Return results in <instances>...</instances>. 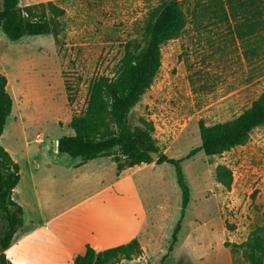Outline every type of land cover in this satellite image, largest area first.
Listing matches in <instances>:
<instances>
[{"label":"rangeland","instance_id":"obj_1","mask_svg":"<svg viewBox=\"0 0 264 264\" xmlns=\"http://www.w3.org/2000/svg\"><path fill=\"white\" fill-rule=\"evenodd\" d=\"M47 1L64 10L55 33L11 41L0 30V73L13 101L0 145L19 165L12 198L23 210L9 260L71 264L87 244L98 251L136 238L140 256L116 264H159L164 254V264H250L244 242L257 227L264 234V125L220 154L184 157L200 144L199 121L231 119L264 92V0L251 6L257 12L233 0L231 16L226 0L208 8L213 0H178L185 26L161 45L157 73L128 114L131 126L151 128L158 154L184 158L182 217L172 164L152 158L117 170L111 157L80 164L53 146L72 134L91 82L115 74L125 44L142 42L146 21L170 0L18 4ZM217 165L230 170L229 187L217 181Z\"/></svg>","mask_w":264,"mask_h":264},{"label":"trees","instance_id":"obj_2","mask_svg":"<svg viewBox=\"0 0 264 264\" xmlns=\"http://www.w3.org/2000/svg\"><path fill=\"white\" fill-rule=\"evenodd\" d=\"M226 13L231 16L233 0H226ZM238 1V0H236ZM19 0H0V30L11 41L26 35L55 33L57 18L64 10L52 1L19 6ZM258 0H239L244 12H257L251 6ZM212 3V4H211ZM207 3V8L222 4V0ZM223 7V4H222ZM235 12V10H234ZM186 23L178 0H170L157 7L143 28V40L125 44L115 74L95 78L89 87L85 108L71 117L72 134L57 138L56 151L80 160V164L97 157H111L116 169L150 163L151 151L158 152L151 128L133 127L128 114L141 94L151 85L161 62V45L181 31ZM12 97L7 90V78L0 73V136L12 110ZM264 125V92L237 116L206 125L198 123L200 144L184 158L202 150L205 155L220 154L248 139L250 131ZM160 153L155 163L167 162L174 166L176 183L181 191V216L189 202V188L184 179L181 161ZM19 165L0 145V264H15L6 250L23 223V210L12 198L19 181ZM215 177L224 186L231 184V172L223 165L215 167ZM180 227V219L172 232V241ZM171 246H169V250ZM142 248L136 238L128 242L95 250L85 245L71 264H116L140 256ZM244 256L250 264H264L263 228L257 227L244 242ZM164 254L159 264H164Z\"/></svg>","mask_w":264,"mask_h":264},{"label":"crops","instance_id":"obj_3","mask_svg":"<svg viewBox=\"0 0 264 264\" xmlns=\"http://www.w3.org/2000/svg\"><path fill=\"white\" fill-rule=\"evenodd\" d=\"M14 160V159H13ZM15 161V160H14ZM143 164H145V163H143ZM130 168V167H129ZM136 209H134V210H139V211H141L144 215H145V212H144V207L142 206V205H140V206H134ZM129 240H127L126 242H128ZM122 243H125V242H117V243H115V244H112V245H108V246H106L105 248H107V247H111V246H115V245H118V244H122ZM90 246L92 247V244H90ZM9 249V248H8ZM8 249L6 250V253H7V251H8ZM104 249V248H103ZM102 250V249H101Z\"/></svg>","mask_w":264,"mask_h":264},{"label":"water","instance_id":"obj_4","mask_svg":"<svg viewBox=\"0 0 264 264\" xmlns=\"http://www.w3.org/2000/svg\"><path fill=\"white\" fill-rule=\"evenodd\" d=\"M53 146H54V149L56 150L57 140H54L53 141ZM150 155H151L152 158H157L159 154H158V152L151 151L150 152Z\"/></svg>","mask_w":264,"mask_h":264}]
</instances>
